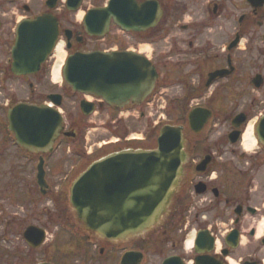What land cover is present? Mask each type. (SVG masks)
Returning <instances> with one entry per match:
<instances>
[{"label":"flooded vegetation","instance_id":"flooded-vegetation-1","mask_svg":"<svg viewBox=\"0 0 264 264\" xmlns=\"http://www.w3.org/2000/svg\"><path fill=\"white\" fill-rule=\"evenodd\" d=\"M111 2L0 0V171L18 170L33 159L37 172L43 161L46 192L36 183L40 200L52 202V208L50 203L41 207L37 198H24L40 206L33 220L0 211V264H58L59 250L64 264H264V0H116L118 12L94 14ZM46 14L59 21L57 42H63L67 58L116 52L151 61L158 78L142 105L163 108L162 123L184 126L181 184L162 221L146 234L103 240L75 226L68 202L73 180L93 160L116 148L141 146L133 140L146 138L124 136L116 146L109 142L92 150L85 137L79 149L84 127L72 121L66 131L74 135H61L48 150L30 152L9 128L8 114L21 102L41 106L59 88L85 97L50 77L59 57L56 47L39 72H13L20 25ZM25 90L27 97L19 94ZM98 107L119 111L102 102ZM134 107L130 101L125 108ZM194 109L199 119L210 114L202 130L190 125ZM252 122L257 131L248 134ZM59 151L72 157L70 173L65 174L68 160L52 163ZM56 170H61L60 184L53 181ZM66 225L76 234L59 247ZM32 226L37 228L32 233L44 237L40 245L36 235L25 236Z\"/></svg>","mask_w":264,"mask_h":264},{"label":"water","instance_id":"water-1","mask_svg":"<svg viewBox=\"0 0 264 264\" xmlns=\"http://www.w3.org/2000/svg\"><path fill=\"white\" fill-rule=\"evenodd\" d=\"M116 0L110 7L95 11L118 12ZM54 6V5H51ZM59 36L58 20L52 14L23 22L18 31L13 54L16 75L38 72ZM65 80L74 91L102 97L111 105L124 107L132 100L136 104L152 93L158 77L150 61L135 53H81L70 57L63 69ZM59 106L62 95H51ZM83 114L91 115L95 104L81 102ZM202 120L197 110L190 115L193 129L201 130ZM10 129L19 143L29 151L47 150L64 130L63 116L51 106L22 103L9 113ZM264 138V118L261 121ZM71 135V133H66ZM186 162L184 127L166 124L160 129L154 148H127L109 153L88 166L70 188V205L78 225L103 240H127L149 232L159 224L179 188ZM45 171L39 165L38 180L45 192ZM36 235V245L43 236ZM38 234V235H37Z\"/></svg>","mask_w":264,"mask_h":264},{"label":"rangeland","instance_id":"rangeland-1","mask_svg":"<svg viewBox=\"0 0 264 264\" xmlns=\"http://www.w3.org/2000/svg\"><path fill=\"white\" fill-rule=\"evenodd\" d=\"M39 5L40 0H36ZM65 54V50H64ZM58 60L53 63V68ZM66 59L64 58V61ZM52 77V74L50 75ZM61 83H65L64 81ZM60 83V84H61ZM60 93L64 94V104L62 106V113L65 116L66 126L71 127L72 121L79 123L84 127V130L79 135L80 141L76 143V146L81 149L86 145V138L89 139V145L93 146V149H97L96 144H101L104 142H109L111 140H116V138L124 137L129 134L131 137H144L146 138L144 146L148 144L151 147L155 146L156 138L158 136V130L154 131L155 122L161 123L164 121L163 117L160 118L161 115L165 112L163 108H151L148 109L146 105H142L141 107L128 108L122 111V113L114 112L112 109L104 107L102 110H97L90 117H85L80 108V97L74 95H67L61 91V88L58 90ZM19 94L23 97L28 96V92L25 90L24 92L20 91ZM163 105L165 103L163 102ZM158 111V112H157ZM152 113L153 115H147L145 118L140 117V113ZM117 131V132H115ZM152 133V134H151ZM85 138V139H84ZM135 144H138L135 142ZM66 153L59 151L53 155L51 161L54 165H58L61 160H68V163L64 166L67 170V173L71 171V158L66 159ZM27 159V158H26ZM26 164L22 168L18 170H8V171H0V211L7 212L11 215L14 213L19 214L18 216H27L33 220L35 218V213L38 208L41 206L48 205L50 203L49 199H43L41 194L38 191L37 183H36V168L35 161L33 159L25 160ZM61 170H56L54 175V183L60 184L61 182L58 180ZM26 197H34L37 198L39 202V207H36L29 200L27 203H24V198ZM52 208V202L49 204ZM4 209V210H2ZM75 222V219H74ZM77 222V221H76ZM58 224L57 226H59ZM60 227V226H59ZM74 227L71 225H66L63 227V230L59 232L58 246H62L66 240L73 239L74 237ZM13 240H16L15 236H12ZM65 256L59 250L56 260L58 264H64ZM76 261H81L82 257L75 258Z\"/></svg>","mask_w":264,"mask_h":264},{"label":"bare ground","instance_id":"bare-ground-1","mask_svg":"<svg viewBox=\"0 0 264 264\" xmlns=\"http://www.w3.org/2000/svg\"><path fill=\"white\" fill-rule=\"evenodd\" d=\"M80 18L83 17V13H80L79 15ZM63 44L60 43L57 47V51H58V55H59V61L55 64L54 68H53V72H52V75H53V79L56 81V82H62L63 80V75H62V67H63V64H64V58H65V54L63 52ZM253 128H254V122H252L249 126V128L247 129V132L248 134H251L253 133Z\"/></svg>","mask_w":264,"mask_h":264}]
</instances>
